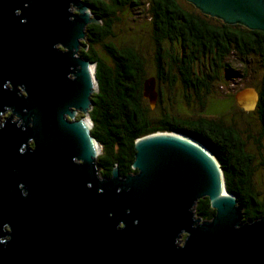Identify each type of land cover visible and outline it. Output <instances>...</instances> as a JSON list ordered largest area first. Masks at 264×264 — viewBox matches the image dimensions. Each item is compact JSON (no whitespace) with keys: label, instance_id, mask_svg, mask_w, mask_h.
Returning <instances> with one entry per match:
<instances>
[{"label":"water","instance_id":"obj_1","mask_svg":"<svg viewBox=\"0 0 264 264\" xmlns=\"http://www.w3.org/2000/svg\"><path fill=\"white\" fill-rule=\"evenodd\" d=\"M188 1L264 33V0ZM93 23L83 0H0V264H264V216L243 222L236 197L220 196V164L192 138H141L135 174L100 175L82 126L96 65L78 55ZM143 96L153 110L154 77ZM234 100L254 112L259 93L245 87ZM205 198L210 221L194 214Z\"/></svg>","mask_w":264,"mask_h":264},{"label":"trees","instance_id":"obj_2","mask_svg":"<svg viewBox=\"0 0 264 264\" xmlns=\"http://www.w3.org/2000/svg\"><path fill=\"white\" fill-rule=\"evenodd\" d=\"M83 2L97 19V23L86 27V36L78 55L96 65L95 76L99 90L92 95L89 118L93 123L91 135L102 147L97 158L101 176L109 179L114 171H118L121 177L135 174L137 171L133 169V162L139 139L159 132L183 134L202 144L214 155L223 170L226 190L236 197L238 205L243 208V222L253 223L261 219L264 216V193H260L255 186L254 174L257 168L253 149H249L234 123L197 116L205 103L204 91L207 92L209 88H203V96L197 97L196 91L191 87L199 86L192 84L194 73L188 65L194 64L200 58L199 50L204 48L202 41L206 29L203 19L206 16L197 9L184 8L182 4L189 2L188 0ZM145 9L148 11L149 21L143 25L150 33L148 38L155 51V71L158 70V75L154 78H161L162 83L166 84H159L166 101L168 87H173L176 78H172L171 70L175 65H179L181 69L179 77L182 92L179 94L183 95L185 104L179 106L176 102L175 106H164L160 110V116L151 109L148 100L143 96V84L148 79L147 60L139 47L116 41L119 36L118 27L125 22H122L123 17L141 14ZM237 29L236 51L240 66L244 67L246 59L251 58L259 63L263 72L260 87H255L259 93V102L253 114L256 113L260 119V139H255L254 143L257 150L261 151L262 163L259 165L264 166V149L261 143L264 140V33L249 30L243 25H237ZM175 43L188 56H173L171 49ZM187 49L194 52L188 54ZM225 53L223 51L222 56H217L219 63L225 61ZM237 70L236 73L224 72L223 80L230 75L243 76V70ZM192 107H195L194 111L191 110ZM183 109H188L191 113L182 111ZM85 116L79 113L77 119L81 120ZM194 214L202 221H210L216 210L212 208L211 201L205 198L198 201Z\"/></svg>","mask_w":264,"mask_h":264},{"label":"rangeland","instance_id":"obj_3","mask_svg":"<svg viewBox=\"0 0 264 264\" xmlns=\"http://www.w3.org/2000/svg\"><path fill=\"white\" fill-rule=\"evenodd\" d=\"M146 4L147 2L145 5ZM124 20L125 22L121 23V25L118 27L119 36L117 37L116 41L118 43L128 42L137 48L139 47L141 54L147 60L146 78L157 76L158 70L155 71L154 47L148 38L150 33L146 29V26L143 25L145 22L149 21L148 11L145 9V11H143L141 14L135 13L134 16H124L122 22ZM246 60L247 63L244 64V67H241L240 63L238 62V69L241 68V70H243V72L241 71L243 76L233 78L227 76L224 80H218L216 82L217 84H215L210 90H207V92L204 91L203 95L205 103L203 104V108H200V114L197 116L211 119H221L226 123H234L236 125L242 138L247 142L249 149H253L252 151L256 156L255 168H257V170L254 174V182L256 183L255 186L257 190H259L260 193H264V166L259 165L262 163L261 151L257 150L258 147L254 143L255 139H260V119L256 113H247L237 107L233 98L235 92L242 87L244 88L247 86L259 88L261 85L263 72L259 67V63L251 58ZM174 75L176 77L175 79L180 80L176 72ZM163 85L166 84L162 83L161 86ZM208 87L209 85L206 88ZM168 89L169 92L167 93V103L170 107L175 106L176 102L179 103V106L181 104H185L183 95L179 94L180 91L182 92L179 81H177V83L175 82L173 87H168ZM193 108L195 107L191 108L192 111H194ZM187 112L189 114L191 113L189 110H187ZM78 116L79 112L74 114V118H72V120H78ZM261 143L263 144L262 149H264V140H261ZM100 148L102 147L100 146ZM100 154L101 153L97 155V158ZM184 237H186V235H184Z\"/></svg>","mask_w":264,"mask_h":264},{"label":"flooded vegetation","instance_id":"obj_4","mask_svg":"<svg viewBox=\"0 0 264 264\" xmlns=\"http://www.w3.org/2000/svg\"><path fill=\"white\" fill-rule=\"evenodd\" d=\"M182 5L184 8L197 9L198 11L202 12L190 2L187 3L185 2ZM202 14L206 16V18L203 19V21H205V29H206L205 30L206 32L203 33L204 39L202 41L204 43V48L203 50H199L200 58L196 59L194 64L188 65L191 68L192 72L194 73L192 84L197 85L199 87L201 86L200 88L191 87L196 91L197 97H199V95L201 96L202 91H204L203 88H206L209 85L208 88L210 90L215 84H217L216 82L218 80L223 79L224 72L229 71L232 73H236L238 68V55L236 51V44H237V33H238L237 25L240 24L237 23L230 24L221 18L213 17L203 12ZM225 26H229V27H225ZM180 28L184 30L183 26H181ZM187 37L189 38V33ZM168 45L170 44L168 43ZM173 46L175 47V48L172 47L174 50L171 49L173 56L176 57L178 56V58L188 56L186 54V51H184L178 43H175V45ZM192 51L194 52V50L192 49H187L188 54H190ZM223 51L226 52L225 61H221L219 63V61H217V56H222ZM171 71H172V78H174L175 77L174 73L176 72L177 74H180L181 69L179 65H175L174 69H172ZM179 76H181V74L178 75V77ZM233 77H234L233 75H230V78ZM179 79L180 80L174 78L175 80L174 82L177 83V81H179L180 84L181 77H179ZM156 83H157L158 97H157L156 107L153 110L158 112V115L160 116L161 115L160 110L162 109V107L168 106V104L165 97L162 95V92L159 89L160 87L159 84L160 85L162 84L161 78H158L156 80ZM188 104H191V102H188ZM187 110L188 109H183L182 111L187 112ZM178 111H181V109H178Z\"/></svg>","mask_w":264,"mask_h":264},{"label":"bare ground","instance_id":"obj_5","mask_svg":"<svg viewBox=\"0 0 264 264\" xmlns=\"http://www.w3.org/2000/svg\"><path fill=\"white\" fill-rule=\"evenodd\" d=\"M88 72H89V75L91 76V78H92V82H93V85H94V88H97V81H96V77H95V69L93 68V66H90L89 68H88ZM91 125V126H90ZM82 126L87 130V131H90L91 130V128H92V122H91V120H89V119H86V120H83L82 121ZM157 136H169V135H163V134H159V135H157ZM170 136H175V135H170ZM176 137V136H175ZM181 138H183V137H181ZM185 139V138H184ZM187 140H189V139H187ZM194 140V139H193ZM191 143H193L195 146H197V147H199V148H202L199 144H197V143H195V142H193L192 140H189ZM95 149H96V155H98L99 153H101V148H100V146L98 145V143H95ZM101 175V174H100ZM226 190H225V186H224V188H223V186H222V188H221V191H220V196L221 197H226V192H225Z\"/></svg>","mask_w":264,"mask_h":264}]
</instances>
